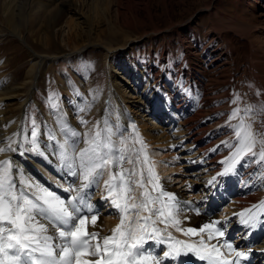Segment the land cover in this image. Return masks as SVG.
I'll use <instances>...</instances> for the list:
<instances>
[{
	"label": "rangeland",
	"instance_id": "rangeland-1",
	"mask_svg": "<svg viewBox=\"0 0 264 264\" xmlns=\"http://www.w3.org/2000/svg\"><path fill=\"white\" fill-rule=\"evenodd\" d=\"M40 1L31 9L37 11V20L24 24L20 36L12 35L3 19L0 30V84L19 89L11 93L8 103H1L7 122L18 121L19 109L33 88L25 104V135L30 134L33 121L37 131L47 135L58 131L63 142L65 134L60 126L73 129L72 119L87 121L84 126L90 134L97 125L104 128L101 117L108 108L111 83L122 99L124 92L130 98L147 90L140 102L153 117H146L145 124L153 122V127L166 132L179 122L193 125V132L204 129L205 135H210V152L218 162L235 151L228 146L237 143L229 123L238 124L239 119L228 122L233 109H242L240 115L251 123L257 139L264 137V0H84L85 7H80L82 0H66L69 6H63L61 18L47 24L43 22L47 13L40 3L56 7L63 0ZM37 55L49 58L38 65ZM237 96L238 102L232 103ZM132 100L127 101V108L139 114L143 107L137 100L130 103ZM247 107L253 111L245 114ZM193 117L197 119L190 120ZM128 128L124 131L129 134L121 135L119 141L135 136ZM197 137L187 135L185 145ZM52 141L49 144L57 152L60 142ZM207 141L200 138L196 148L206 149ZM130 146L140 148L134 142ZM147 156L152 161L155 157ZM157 156L164 159L165 153ZM259 164L250 155L238 168L239 176L255 185L254 193L264 183L260 179L264 165ZM168 165L159 169L164 175L160 181L186 199L189 194L177 175L171 170L161 172L170 169ZM99 186L96 194L102 196ZM260 192L259 197L262 194L264 198V190Z\"/></svg>",
	"mask_w": 264,
	"mask_h": 264
},
{
	"label": "snow or ice",
	"instance_id": "snow-or-ice-1",
	"mask_svg": "<svg viewBox=\"0 0 264 264\" xmlns=\"http://www.w3.org/2000/svg\"><path fill=\"white\" fill-rule=\"evenodd\" d=\"M238 100L239 96L232 103ZM241 111L235 108L229 116L228 122L239 119L238 124L229 123L237 143L228 145L235 147V151L226 161H221L226 167L218 176L231 173L249 154L258 164L264 162V137L257 139L251 123H246L245 116L240 115ZM243 111L247 114L253 109L247 107ZM80 123L86 125L88 122L81 119ZM96 128L91 134H83L85 146L77 152L81 133L66 124L60 126L65 134L57 151L60 167L67 176L79 180L78 185L74 180L63 187V192L70 194L67 197L22 175L17 181L11 160H0V264H196L197 261L242 264L248 259L249 253L237 251L232 243L221 241L225 232L217 226L220 221L213 220L199 228L182 226L184 220L179 218L185 210L182 202L174 193L164 189L138 133L133 141L140 145L136 149L129 147L127 138H122L117 146L112 137L120 133L107 122L104 128L99 125ZM37 136L33 121L30 139L25 137L17 141L9 138L8 145L0 147V153L19 150L21 154L44 155ZM48 138L54 140L55 136L49 133ZM257 143L260 144L258 153L254 151ZM25 144L30 147L26 148ZM125 161L132 167L125 168ZM105 172L108 178L104 180L105 195L101 199L116 210L112 214L118 215L119 223L110 235L100 237L98 232L88 230L89 225L95 227L100 215L97 205L91 202L89 190L99 186ZM215 181L216 177H213L208 183L211 185ZM253 208L264 209V200ZM188 210L200 215L199 208ZM245 212H252V209ZM245 212L239 215L246 227L264 223L260 219L264 213L260 216L252 213L245 218ZM170 227L188 240L174 237L168 231ZM50 229L54 231L50 232ZM193 237L199 239L193 241ZM213 240L217 242L211 243ZM152 243L166 246V250L161 249L162 256L154 254ZM222 249H227L235 258L225 259Z\"/></svg>",
	"mask_w": 264,
	"mask_h": 264
},
{
	"label": "bare ground",
	"instance_id": "bare-ground-1",
	"mask_svg": "<svg viewBox=\"0 0 264 264\" xmlns=\"http://www.w3.org/2000/svg\"><path fill=\"white\" fill-rule=\"evenodd\" d=\"M37 1L36 0H3L2 2L3 18H1L0 20V30H1L2 22L4 21V23H7V25H9V28L13 31L11 32L14 33L12 35L20 36L18 32L20 31L21 27L24 24L32 25L37 20L35 18V15H37L36 13L37 11H35L36 13L35 14L33 10H31L33 3L35 2L37 3ZM83 1L84 0H82L80 7H82V5L83 7H85ZM40 4H43L42 6L45 10V11L42 10L44 11L43 13H47L43 21L46 24L54 23V22L56 23V20L61 18V16L63 15L64 12L62 9L63 6H69V2L66 0L61 1L60 4L56 5V7L55 6L51 7L44 3H40ZM35 6L36 5H34V8ZM50 7L51 9H49ZM72 29L73 28H71V30ZM29 30L31 31L32 29L30 28ZM48 58L37 55L36 56L37 61L35 62L36 64L40 65L45 59ZM36 73L35 72L33 73L31 77V81L33 79H36ZM146 88H148V85L145 83V89ZM15 89L18 88H16L15 86L9 88L4 85L2 86V84H0V93H1L0 94V147H6L9 143V138L17 141H21L25 137L29 139L31 138L30 134L25 135L26 130L24 128V120H25V112H26L25 104L28 98L31 97L33 88H31L28 91L26 95V100L24 103H22V106L19 109L18 121H16L17 124L14 121L7 122V116H6L7 112L2 110V106H1L2 101L8 103L13 96L11 95V93L14 92ZM145 91L143 93H145ZM108 92H109L108 94L109 101L107 105L108 108L105 110L104 115H102L101 117V124L103 127H105V122H107V124L111 126L114 131L120 133V135H115L112 137L113 141L117 144V146L120 143L119 141L120 136L125 134L126 132L124 130L129 127L128 129L133 130L135 135L133 138L128 139L129 147H132L130 145L133 143V140L135 139L136 134L138 133L139 138L143 141V144L145 145V149L146 150L148 149L146 153H148V155L155 156L153 159V164H155L158 169L163 168V166L166 165L164 163H169L174 165L176 163L177 165L180 162L179 167L173 166L170 167V169H162L161 172H166L171 170L173 172L172 174L177 175V177L180 179L179 183L181 187L187 190L188 192L192 193L191 196L193 197L195 196L196 199L202 200L205 197H209L210 202H217L228 208L227 214L224 216L223 219H220V217L218 218V216L215 215L214 209L210 208L208 202L202 201L201 206L195 205L194 203H190L184 198V196L180 191H177L176 189L172 188L170 185H168V183L164 181H160L166 191L170 193H174L178 201L182 202V207L185 209L184 211L181 212L179 217L181 220H184V224L182 226L199 228L204 223H209L213 220L220 221L221 224L226 227V231L227 232L229 231L231 235L236 237L237 241L240 242L242 239L251 237L250 239H247V243L244 244L240 249L243 252H247L250 255H252L254 258H256L255 264L258 263L260 264L261 262H262L261 264H264V239L262 240L264 236V227H263L264 223H257L255 227H246L241 222L242 218L239 215L240 213L245 212V210L248 209H252V212H245V218L248 215H251L252 213H256L258 216H260L261 213H264V209L253 208V205H258L260 201L264 200V199L256 200V198L259 197V192L254 193V190L249 191L253 189L252 185H250L251 183H249L247 179L243 180L240 179L238 176H235L234 170L237 165L239 166V164L243 159L240 161V163L236 164L234 170L231 173L225 176H218L217 174L222 172L226 167V164H222L221 161H226L227 158L221 159L219 160V162L216 161L217 159L213 157V155L211 154L212 151L210 152L211 146L208 144L210 142V135L207 133H206L207 135H205L204 129H200L193 132L195 128L192 129L193 125H190L188 122H182V123L179 122V125L174 123L172 129L168 132L162 130L161 127L159 126H158L159 128L156 129L155 127H153L154 126L153 122L151 125L145 124L146 117L147 118L153 117V115L150 113V110L144 108L143 104L145 103L140 102L144 98H146L145 94L141 92L138 93L137 96L133 97L132 95H130L129 96L130 98H127L125 97L126 94L124 92L123 94L124 96L122 99L121 98L122 95L119 92V90L111 83L109 85ZM131 98L139 101L140 105L143 107L142 111H140L139 114L137 112L130 111V109L127 108L126 103L127 101L129 103ZM134 100H132V102L130 103H134ZM136 113L138 114L137 117H135ZM181 117L184 120L185 117L184 116ZM197 117H193L190 120L195 121ZM168 119L170 123L174 122L171 119V117ZM71 124H72L71 127H74L73 130L81 133V137L79 138L80 142L76 145V151L78 152L81 148L85 146L83 144V134L86 132L88 133V126L82 125L80 123V120H78V118L72 119ZM174 125L177 126V128H175ZM133 126H135V130L133 129ZM54 133L55 134L53 135L55 136V139L53 141L57 143L58 142L62 143L63 141L61 140H63L64 137L60 136L58 131H54ZM126 134L129 133L127 132ZM48 135L47 132L43 133L42 131H38L37 141L44 155H39L32 152H24L23 154H21V152L18 150L16 152L0 153V160H5V159L11 160L13 164L14 179H17V181L19 177L22 175L24 178H27L29 180H34L39 184L57 192L58 194L67 197L70 194L63 192V187H66L69 182H72L74 180L75 183L78 185L79 180L67 176L66 172L61 169L57 152H54L55 149L52 150L50 146L51 144H49V141L51 140H49ZM187 135H191V136L197 135L198 137L193 139L190 145L187 144L185 145L184 142L186 141L185 137ZM202 137H206L208 139L207 145L204 146L206 147V149L196 148V144L198 140H200V138ZM25 147L26 148L30 147V145L25 144ZM259 147L260 144L257 143L254 151L258 153ZM135 148L139 149V147H135ZM158 152L165 153L164 159H160L159 156H157L159 155ZM250 155L251 154L245 156L244 158L246 159L250 157ZM218 165L219 166L222 165V167L218 168ZM123 166L125 168H130L127 162H125ZM158 172L160 171L158 170ZM31 173H33L34 175H32ZM213 177H216V181L210 185L208 182ZM107 178L108 175L107 172H105L102 179L106 180ZM145 180H147L146 172H145ZM239 187L243 188L242 193L244 195H239L238 192L235 191V189ZM94 188L95 186L92 189L94 190ZM215 188H217L219 191H215ZM136 191L138 193L139 190ZM103 203H105L106 204L105 206L108 207L107 212L110 211L111 216L103 217L102 215H99L95 227L89 225V229H88L89 231L98 232L100 237L110 235L111 230L119 223L118 215L112 214L116 210L113 209L109 203H106L105 201H103ZM189 208H199L200 215H196L193 211L188 210ZM185 217H188V219L185 220ZM260 219L264 220V216H260ZM159 227L163 228L164 226L159 225ZM52 231H54V229H50V232ZM168 231L172 232L173 236L176 237L177 239H179L180 237L181 239L188 240V237L181 235L171 227L168 228ZM198 239L199 237L192 238L193 241ZM253 240H255V242H252ZM255 245H257L256 248ZM155 246L157 250L159 249L161 250L162 248L166 250V246L163 245L160 246L155 245ZM246 247H248V249H246ZM254 252H257L256 256H254L253 254ZM162 255L163 252H161L160 256ZM192 259L195 260L194 257ZM173 264H175V262H173Z\"/></svg>",
	"mask_w": 264,
	"mask_h": 264
}]
</instances>
